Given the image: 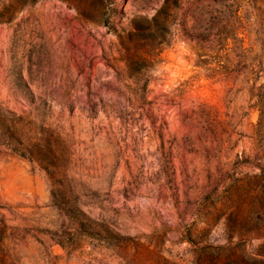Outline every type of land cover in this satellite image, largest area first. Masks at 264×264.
Instances as JSON below:
<instances>
[{
  "label": "rangeland",
  "instance_id": "rangeland-1",
  "mask_svg": "<svg viewBox=\"0 0 264 264\" xmlns=\"http://www.w3.org/2000/svg\"><path fill=\"white\" fill-rule=\"evenodd\" d=\"M164 2L0 0V104L56 130L130 237L67 253L46 231L61 218L44 172L0 144V217L19 232L8 264H264V72L226 70L264 61V41L251 20L242 42L200 47L181 32L199 0H169L170 16ZM159 10L156 45L134 30H155ZM146 42L134 83L126 49Z\"/></svg>",
  "mask_w": 264,
  "mask_h": 264
},
{
  "label": "trees",
  "instance_id": "trees-1",
  "mask_svg": "<svg viewBox=\"0 0 264 264\" xmlns=\"http://www.w3.org/2000/svg\"><path fill=\"white\" fill-rule=\"evenodd\" d=\"M172 3H169V0L164 2V6L166 4L164 8L168 10L167 16H170L173 11L171 7L178 6ZM242 8L246 10L244 14ZM162 12L159 10L153 17L156 21L155 30L148 26L137 27L134 30L135 33L146 41L148 35L153 32L159 33L157 35L162 40L156 45H160L165 38L158 31L164 34L167 32L166 26L157 23L162 17ZM188 16L189 20L181 27L182 35L200 47L210 49L212 45L223 42L227 48L228 40L242 42L243 39L239 35L247 30L246 27L251 24V20H254L255 32L264 41V0H199L196 13L194 10H188ZM141 46L145 49L139 54L130 52L129 48L126 49L127 74L134 83L144 80V70L150 61L149 49L146 47L154 46V44L146 42ZM242 50H245L243 46ZM219 65L220 68H224L223 64ZM240 68H247L250 74L260 77V74L264 72V61L259 59L247 63L238 59L226 70L236 72ZM252 88L260 91L256 104H263L264 83L258 87L254 84ZM263 120L264 108L260 107L258 123ZM0 144L26 157L44 172L51 203L61 218L55 230H46L54 243H58L67 253L87 243L112 247H122L128 243L127 240L130 237L124 236L118 230L114 218L109 215V210L114 209L113 196L111 194L97 195V191L94 192L86 187L81 175L70 170L73 158L68 154L64 142L54 128L43 123L38 124L30 117L6 109L0 104ZM91 209H96L97 212H92ZM17 230V226L7 224L5 219L0 217V264H8L9 241L17 242L19 238ZM253 233L264 237V230L253 231ZM242 235L244 234H240V237Z\"/></svg>",
  "mask_w": 264,
  "mask_h": 264
}]
</instances>
